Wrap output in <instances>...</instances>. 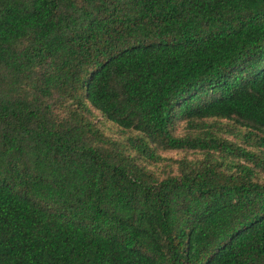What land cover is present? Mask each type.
I'll return each mask as SVG.
<instances>
[{
  "label": "trees",
  "instance_id": "16d2710c",
  "mask_svg": "<svg viewBox=\"0 0 264 264\" xmlns=\"http://www.w3.org/2000/svg\"><path fill=\"white\" fill-rule=\"evenodd\" d=\"M0 264H264V0H0Z\"/></svg>",
  "mask_w": 264,
  "mask_h": 264
},
{
  "label": "rangeland",
  "instance_id": "374dc122",
  "mask_svg": "<svg viewBox=\"0 0 264 264\" xmlns=\"http://www.w3.org/2000/svg\"><path fill=\"white\" fill-rule=\"evenodd\" d=\"M168 156L175 155L174 153H166Z\"/></svg>",
  "mask_w": 264,
  "mask_h": 264
}]
</instances>
